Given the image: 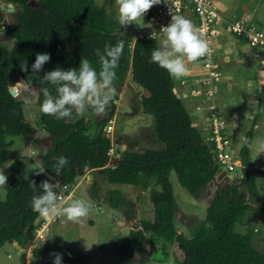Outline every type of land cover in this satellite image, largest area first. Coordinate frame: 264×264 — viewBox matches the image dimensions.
<instances>
[{
    "label": "trees",
    "instance_id": "16d2710c",
    "mask_svg": "<svg viewBox=\"0 0 264 264\" xmlns=\"http://www.w3.org/2000/svg\"><path fill=\"white\" fill-rule=\"evenodd\" d=\"M3 1L16 8V26L4 24L0 6V28L4 27L17 45L9 50L0 44V167L16 156L7 145V136L34 140L23 101L10 90L20 81L38 88L40 122L51 144L42 157L45 173L28 175L20 163L5 175L0 247L14 242L24 247L42 207L60 191L66 192L63 184L74 188L77 174L87 168L99 170L112 183H156L159 190L153 188L150 194L154 219H142L119 244L102 242L94 250L71 252L70 256L58 246L42 244L33 249V255L52 254L61 264H85L99 252L110 251L117 256V264H136L137 257L139 264H145V239L149 236L153 243L163 242L164 258L169 256V246L174 245L182 255L180 258L176 253V264H264V250L253 242L254 229L244 233L235 230L248 212L264 215V199L257 183L264 177V167L255 166L250 153L254 124L246 131L238 154L240 182L217 187L205 218L188 237L177 231L173 221L178 204L170 174L174 171L183 187L198 194L216 179L220 166L178 94L174 75L155 39L134 38L112 8L115 0ZM230 32L239 43H248L245 33ZM128 75L142 87L141 111L154 116V135L163 146L138 151L126 148L112 167L107 162L114 147L105 129L116 104L113 100L109 104L100 101L92 107L93 115L86 117L79 115L80 102L73 99L82 97L95 83L121 87ZM257 87L260 105L264 99V64L257 74ZM104 200L118 208L127 198L122 191L109 189Z\"/></svg>",
    "mask_w": 264,
    "mask_h": 264
},
{
    "label": "rangeland",
    "instance_id": "374dc122",
    "mask_svg": "<svg viewBox=\"0 0 264 264\" xmlns=\"http://www.w3.org/2000/svg\"><path fill=\"white\" fill-rule=\"evenodd\" d=\"M96 1L104 3L106 0ZM213 2L227 19H238L246 24L264 28V0H213ZM156 4V0H138L130 4L122 2L115 5V8L112 6V8L115 11L117 6L121 23L129 28L128 32L132 33L134 37L140 32L142 33L139 36H145L143 33H146L144 28L148 23L149 12ZM3 15L7 20L6 25L16 26L15 12L3 11ZM183 20H185L184 16L173 18L172 22L169 23V29L161 37L155 39L160 47L162 58L180 57L183 51L191 45L186 37L187 27L182 22ZM216 42L218 47L220 44L224 45L226 50L222 53L216 52V58L220 64V75L214 79V89L218 97V106L226 117V128L230 138L228 150L238 157L244 135L253 125L252 120L244 119V112L248 108H255L249 106L250 103L247 102L244 96V92L249 91L246 84L247 82L253 83L251 88L257 86V74L264 64V55H256L255 48L249 46L248 43H239L237 37L229 30L222 32L221 39H216ZM0 44L9 50H14L17 45L16 40L7 35L4 27L0 28ZM180 79V72H178L174 75L178 94L183 99L193 119H197L198 111L195 99L189 95L188 86L180 84ZM125 82V90L123 91V87L95 83L87 88L82 97L73 99V101L80 102L78 106L79 115L91 117L93 115L92 107L100 101L109 104L112 100L114 101L117 95L119 100L115 114L112 117L113 130L110 133L114 147L112 156L115 161L123 156L122 151L126 148L138 151L144 148L159 149L163 146V143L154 135V116L143 113L140 109L142 87L132 81L129 75ZM13 87L16 89V96L23 101L26 120L33 126L31 138H34V140L19 135L6 137L8 147L16 152V156L2 166L4 168L0 167V199L6 195L3 185L6 173L15 170L20 163L24 164L28 175L45 173L42 157L51 144V138L40 122V108L37 104L38 88L27 86L23 81H20L16 86L13 85ZM231 105L236 107L237 116L235 118ZM262 122L264 127V119H262ZM196 126L201 132L205 130L202 124ZM97 131L98 128H96L95 133ZM250 153L256 166H264V129L255 130ZM87 172L88 170L83 169L82 172L77 174L76 184L74 185L77 188L68 200L69 205L74 207L73 217L69 218V222L62 228L58 226L60 221L56 223L43 244L58 246L66 253L69 251L73 254H83L96 249L102 242L121 243L130 228H132L127 222L133 214L138 215L139 222L142 219L150 221L154 219L150 194L153 188L159 190L156 183L151 182L149 186L112 183L102 176L99 171L89 172L93 176V180H90L87 179ZM230 174L234 177L229 178L230 176H227L226 170L220 167L216 179L208 183L198 194H191L180 184L176 173L171 172L170 181L178 204L173 221L178 232H182L188 237L192 234L193 228L205 218L207 207L216 193L217 185L225 186L226 184L240 182L241 173L238 166ZM257 183L264 199V177L259 178ZM109 189L122 191L127 198L126 204L118 208L109 205L107 200H104V196ZM101 216L108 219L103 229L99 223V217ZM112 227L122 228L119 231L123 230L124 237L118 236L119 234L115 233ZM248 229H254V245L260 251H263L264 215L255 216L253 213L248 212L243 222L235 226V230L242 233ZM145 241L148 253V261L145 264H176V253L178 257H182L180 252L174 248V245H170L169 256L164 258L161 249L163 242L159 245L153 243L149 236ZM22 248L18 249L16 245L5 243L0 247V264H61L57 255L50 254L49 260H47L45 257L47 255H33L32 251L28 250L27 245ZM117 263L118 259L114 253L103 251L85 264ZM136 264H139L138 257Z\"/></svg>",
    "mask_w": 264,
    "mask_h": 264
},
{
    "label": "built area",
    "instance_id": "2783aa9c",
    "mask_svg": "<svg viewBox=\"0 0 264 264\" xmlns=\"http://www.w3.org/2000/svg\"><path fill=\"white\" fill-rule=\"evenodd\" d=\"M156 6L149 12L145 36L157 39L169 29L173 18H179L184 12L192 13L195 23L189 33L195 47L196 63L200 67V74H185L180 80L181 85L188 86L189 95L195 99L198 117L195 124H202L204 140L213 148L216 163L226 170L227 176L233 178L231 171L241 167L239 159L228 150L230 144L227 132V122L223 111L217 103L214 89V79L220 75V64L216 58V39L223 32L221 26L227 29L245 33L248 44L255 48L256 55H264V28L246 24L238 19L229 20L221 15L213 0H156ZM182 25H180L181 27ZM113 130V121L110 119L105 134L110 136ZM113 143V142H112ZM113 148L109 151L107 165L114 167L116 161L112 156ZM229 174V175H228ZM88 177V175H86ZM85 176V177H86ZM58 183L56 179L51 178ZM65 191H60L44 207L35 219V226L28 232L29 250L41 246L47 239L53 226L62 220L66 201L69 200L73 188L63 184Z\"/></svg>",
    "mask_w": 264,
    "mask_h": 264
},
{
    "label": "crops",
    "instance_id": "0c3cea01",
    "mask_svg": "<svg viewBox=\"0 0 264 264\" xmlns=\"http://www.w3.org/2000/svg\"><path fill=\"white\" fill-rule=\"evenodd\" d=\"M135 1H138V0H128V1H126V3H128V4H130V3H132V2H135ZM123 1H120V0H115V2L113 3V6H114V8H115V5H118L119 3H122ZM3 5V7H1V10H2V12L3 11H6V12H15L16 11V8L14 7V5H12L13 6V8H14V10L13 11H8V7H9V3H5L3 0L2 1H0V6H2ZM219 11V10H218ZM115 12H116V14H117V16L119 17V11H118V9H117V6H116V9H115ZM220 12V11H219ZM220 14L222 15V13L220 12ZM182 16H184V18H185V20H183L182 22L186 25V27H187V33H186V37L188 38V41L191 43V45L188 47V49L187 50H185V51H183V53H182V55L179 57H169L168 59H165V58H163L164 59V61L166 62V63H170V62H177V63H180V62H185V63H188L189 64V66L186 68V70L185 71H179L180 72V77H181V79L185 76V74H191L192 76L193 75H196V74H200V67H199V65L196 63V59H195V47H194V44H193V41H192V36L190 35V33H189V30H190V28L193 26V24L195 23V19H194V17H193V15H192V13H190L189 11H186V12H184L180 17L182 18ZM226 17V16H225ZM237 17V16H236ZM4 18H6V17H4ZM119 19H120V17H119ZM6 22H7V20L6 19H4V24H6ZM122 22V21H121ZM181 25V24H180ZM179 25V26H180ZM125 28H126V30L128 31V29L129 28H127L126 26H124ZM222 28H223V32H225L226 30H229V29H227V27H224V25L223 26H221ZM147 28V25H146V27L144 28V30ZM230 31V30H229ZM142 32H140V33H137L135 36H134V38H136V37H138L140 34H141ZM131 35H132V33H130ZM222 35V34H221ZM221 35L220 36H218L217 37V39L218 38H220L221 39ZM133 36V35H132ZM216 46H217V44H216ZM160 48V47H159ZM226 50V47L224 46V45H221L220 44V46L218 47L217 46V51H219V52H223V51H225ZM194 51V52H193ZM191 54H193L194 55V57L193 58H191L190 59V55ZM225 54H228V53H225ZM130 76V75H129ZM180 79V80H181ZM252 84L253 83H251V82H247V84H246V86H247V88H248V90L249 91H246V92H244V96H245V98L247 99V102L248 103H250V107L251 106H253V107H255V108H248V109H246L245 110V112H244V119H247V120H252L253 121V124H254V132H255V130H258V129H264V127H263V122H262V119H264V99H262V101H260V105H259V93H258V87L256 86V87H254V88H251L252 87ZM126 85V82L121 86V87H123V89H122V91L123 90H125L124 89V86ZM177 85V84H176ZM122 91H121V93H122ZM120 96V95H119ZM216 99H217V102H218V97H216ZM225 99V98H224ZM118 100H119V98L117 97V95L115 96V99H114V101H115V103H116V105H118ZM226 105V104H225ZM232 106V108H231V110L233 111L232 113H233V115H234V118L237 116V112H236V107H234L233 105H231ZM116 108H117V106H116ZM141 109V108H140ZM195 119L196 118H194V122H195ZM230 124V123H229ZM196 125V124H195ZM231 126H232V124H231ZM118 156H120V154H118ZM117 161H118V159H117ZM116 161V162H117ZM256 166V165H255ZM259 167V166H258ZM264 167V166H263ZM2 168H4V167H2ZM84 169H86V170H88V172H87V175H88V178L87 179H90V180H93V176H92V172H95V171H99V170H91V169H87V168H84ZM89 172H91V173H89ZM100 172V171H99ZM49 175V174H48ZM50 177L51 178H53L54 179V177H52L51 175H50ZM215 178V177H214ZM133 186V185H132ZM220 185H217V187H219ZM76 188H77V186H74V188H73V191H72V194H73V192H74V190H76ZM72 194H71V196H72ZM125 195V194H124ZM70 196V197H71ZM105 197V196H104ZM100 198V197H99ZM101 198H103V197H101ZM70 199V198H69ZM75 212H74V207L73 206H71V205H69V201H66V204H65V207H64V212H63V218H62V220L60 221V224L58 225L60 228H62V227H64L68 222H69V218H71V217H73V215L72 214H74ZM129 217H131V215H129ZM139 217H138V215H134L133 214V216H132V218L130 219L129 218V221L127 222L129 225H131L132 226V228L133 227H136L138 224H139V219H138ZM108 219H107V217H104V216H101V217H99V223L101 224V226H102V229L104 228L103 226H104V224L106 223V221H107ZM134 224V225H133ZM112 228H114V227H112ZM119 229H122V228H114V232L115 233H117V234H119L118 236H121V237H124V234H122V232H123V230H121V231H119ZM131 229V228H130ZM11 244H13V245H16V243L14 242V243H11ZM27 245V244H26ZM28 246V245H27ZM16 247H17V245H16ZM18 249H23V248H21V247H17ZM28 250H29V246H28ZM30 251V250H29ZM31 252V251H30ZM46 258H47V260H49L48 258L50 257V255H47V256H45Z\"/></svg>",
    "mask_w": 264,
    "mask_h": 264
},
{
    "label": "water",
    "instance_id": "95a60500",
    "mask_svg": "<svg viewBox=\"0 0 264 264\" xmlns=\"http://www.w3.org/2000/svg\"><path fill=\"white\" fill-rule=\"evenodd\" d=\"M120 1L126 2V1H128V0H120ZM1 7H3V5H2ZM7 9H8V11H13V10H14V8H13V6H12V3H9V7H8ZM193 52H194V51H193ZM193 57H194V55L191 54V55H190V59L193 58ZM168 66H169V69H170V73H171L172 75H175V74L178 73L179 71H185L186 68L189 66V64H188V63H185V62H180V63H177V62H170V63H168ZM23 82L26 84L25 81H23ZM10 90H11V91L14 90L13 86L10 87ZM16 245H17V247H20L19 244L16 243ZM67 253H68L69 255H71V253H70L69 251H67Z\"/></svg>",
    "mask_w": 264,
    "mask_h": 264
},
{
    "label": "bare ground",
    "instance_id": "6f19581e",
    "mask_svg": "<svg viewBox=\"0 0 264 264\" xmlns=\"http://www.w3.org/2000/svg\"><path fill=\"white\" fill-rule=\"evenodd\" d=\"M17 84H19V82H18V83H16V84H15V86H16ZM15 90H16V89H14V91H15Z\"/></svg>",
    "mask_w": 264,
    "mask_h": 264
}]
</instances>
